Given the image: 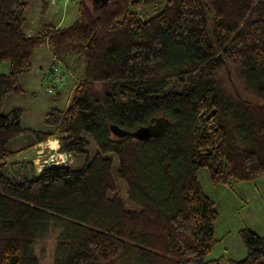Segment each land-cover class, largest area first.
<instances>
[{"label": "trees", "instance_id": "1", "mask_svg": "<svg viewBox=\"0 0 264 264\" xmlns=\"http://www.w3.org/2000/svg\"><path fill=\"white\" fill-rule=\"evenodd\" d=\"M30 1L47 5L0 0V65H9L0 74V264H39L34 245L49 235L53 264H264V234L250 230L241 231L243 259H208L218 212L198 181L202 170L213 186L264 176V0H111L98 9L74 0L71 25L28 36ZM43 45L65 67L78 47L85 63L67 106L33 130L21 109L4 114L3 105L24 94L19 78ZM161 116L171 124L158 139L110 130ZM51 139L60 154L86 156L82 168L37 174L15 160ZM91 142L98 152L88 160Z\"/></svg>", "mask_w": 264, "mask_h": 264}, {"label": "rangeland", "instance_id": "2", "mask_svg": "<svg viewBox=\"0 0 264 264\" xmlns=\"http://www.w3.org/2000/svg\"><path fill=\"white\" fill-rule=\"evenodd\" d=\"M49 1L47 0L45 7H42L40 2L30 1V8L25 13V17L28 18L27 21L30 22V33L39 30L38 28L42 25L55 26L59 24V27H67L75 21L78 7L74 0H55V4H51ZM40 9H42V12ZM80 50L78 47L71 49L70 46L63 55L69 74L64 76L62 84L58 86L59 88L53 94H49L46 90L45 79L56 59L51 56L47 46L43 45L38 48L33 54L31 70L22 74L19 78L24 94L9 95L4 102L3 113L6 114L13 108H19L22 110L23 127L32 128L33 130H45L43 117L46 112L52 107L61 108L65 101H69L73 85L82 78L85 60L84 53ZM28 141V136L17 138L12 142L11 148L15 150ZM57 145L59 148V144ZM37 146L38 156L36 154V157H34L36 166L47 167L48 161L56 162V160L59 161L58 157H62V154L58 153V148L56 150L51 149L48 143ZM32 150L35 154L36 150L34 148ZM50 150H54V152H50ZM97 152L98 149L95 143L91 142L87 154L88 160H91ZM67 156V164L72 169L82 168L86 160L84 155L81 157ZM105 156L112 157L113 155L106 154ZM25 157L28 159L30 155L28 154ZM15 160H20V158L17 157ZM117 165V160H114L113 170ZM40 171L36 169L37 174ZM198 181L202 191L215 203L218 212L215 238L219 242L213 248L209 259L222 258L225 263L228 260L239 261L243 259L246 250L242 242L241 231L250 230L260 236L264 234V176L250 182H233L230 187L213 186L209 182L207 172L202 170L198 173ZM118 184L122 199L128 206L125 185L119 181ZM54 249V236L49 235L38 240L34 245V252L39 259V264H53ZM116 264L130 263L125 258Z\"/></svg>", "mask_w": 264, "mask_h": 264}, {"label": "water", "instance_id": "3", "mask_svg": "<svg viewBox=\"0 0 264 264\" xmlns=\"http://www.w3.org/2000/svg\"><path fill=\"white\" fill-rule=\"evenodd\" d=\"M91 7L94 9L106 7L111 0H88ZM171 122L167 117H157L153 120L152 123H149L144 126H140L133 131H128L125 129H121L116 125H111L110 130L111 133L117 138H124L126 136L132 137L138 141H147L150 139H158L160 138L169 128ZM67 161V155L62 153V161L61 162H47V167H42L41 170L49 167H58L64 166Z\"/></svg>", "mask_w": 264, "mask_h": 264}, {"label": "built area", "instance_id": "4", "mask_svg": "<svg viewBox=\"0 0 264 264\" xmlns=\"http://www.w3.org/2000/svg\"><path fill=\"white\" fill-rule=\"evenodd\" d=\"M49 2L51 4H55L56 3L55 0H50ZM68 73H69V71H68L67 67H65L60 60L56 59L55 63L51 66V69H50V71H49V73H48V75H47V77L45 79L47 92L49 94H53L56 91V89L58 88V86L60 84H62L64 76L66 74H68ZM37 156H38V154H37ZM58 159H59V161L56 160V162H61L62 161V157H58ZM33 164H34V166H35V168L37 170H41L42 169V167L36 166V160L33 161Z\"/></svg>", "mask_w": 264, "mask_h": 264}, {"label": "crops", "instance_id": "5", "mask_svg": "<svg viewBox=\"0 0 264 264\" xmlns=\"http://www.w3.org/2000/svg\"><path fill=\"white\" fill-rule=\"evenodd\" d=\"M40 7V6H39ZM49 7H53V6H49ZM28 8H30V7H28ZM41 10V12H42V9H40ZM39 13V12H38ZM50 14V13H49ZM28 20V18H26V21ZM44 21H50V20H44ZM28 22V24H27V27H26V29H25V33L28 35V36H32V35H34L37 31H35L34 33L32 32V33H30V22L29 21H27ZM50 25V24H49ZM54 26V25H53ZM56 27L58 26L59 27V24H57V25H55ZM41 27V26H40ZM39 29V28H38ZM45 46H47V45H45ZM47 48H48V46H47ZM48 50H49V48H48ZM37 51V50H36ZM49 52H50V50H49ZM50 54H51V52H50ZM51 56L53 57V55L51 54ZM53 58H55V59H57L55 56L53 57ZM32 60H33V56H32ZM8 71H9V65L7 64V63H4V64H1L0 65V74H3V75H6L7 73H8ZM44 73V72H43ZM44 75V74H43ZM21 86H22V84H21ZM59 88V87H58ZM58 91V90H57ZM54 100H55V98H54ZM67 102L68 101H65L63 104H62V107L61 108H58V109H61V110H63L65 107H66V105H67ZM52 108H56V107H52ZM51 109V108H50ZM10 111V110H9ZM44 118V117H43ZM25 128H28V127H25ZM29 129H32V128H29ZM46 143H48V145H49V147L51 148V149H54V150H56V148H58V141L56 140V139H53L52 141H48V142H46ZM45 144V143H44ZM40 145V144H39ZM37 147L38 146H35L34 147V149L36 150L35 151V154L33 153V150L32 151H30V153L28 152V153H23V154H20V155H17L15 158H20V160H18V161H24V160H29V161H31V162H33L34 161V157H36V154H37ZM54 150H50V152L51 151H53L54 152ZM30 155V158H26L25 156L26 155ZM67 158H68V156H67ZM68 162V161H67ZM211 256V255H210ZM209 256V257H210ZM209 257H208V259H209ZM213 259H216V258H213Z\"/></svg>", "mask_w": 264, "mask_h": 264}]
</instances>
